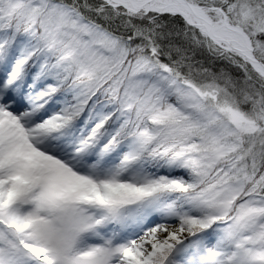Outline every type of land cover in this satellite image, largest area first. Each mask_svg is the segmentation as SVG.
Masks as SVG:
<instances>
[{
  "label": "snow or ice",
  "instance_id": "obj_1",
  "mask_svg": "<svg viewBox=\"0 0 264 264\" xmlns=\"http://www.w3.org/2000/svg\"><path fill=\"white\" fill-rule=\"evenodd\" d=\"M0 264H264V0H0Z\"/></svg>",
  "mask_w": 264,
  "mask_h": 264
}]
</instances>
